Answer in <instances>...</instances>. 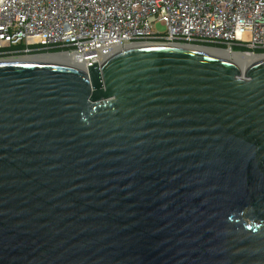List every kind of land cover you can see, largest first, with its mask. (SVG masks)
Here are the masks:
<instances>
[{
	"label": "water",
	"instance_id": "obj_1",
	"mask_svg": "<svg viewBox=\"0 0 264 264\" xmlns=\"http://www.w3.org/2000/svg\"><path fill=\"white\" fill-rule=\"evenodd\" d=\"M0 264H264V55L0 60Z\"/></svg>",
	"mask_w": 264,
	"mask_h": 264
},
{
	"label": "built area",
	"instance_id": "obj_2",
	"mask_svg": "<svg viewBox=\"0 0 264 264\" xmlns=\"http://www.w3.org/2000/svg\"><path fill=\"white\" fill-rule=\"evenodd\" d=\"M144 44L262 56L264 0H0V60L54 53L85 70Z\"/></svg>",
	"mask_w": 264,
	"mask_h": 264
},
{
	"label": "bare ground",
	"instance_id": "obj_3",
	"mask_svg": "<svg viewBox=\"0 0 264 264\" xmlns=\"http://www.w3.org/2000/svg\"><path fill=\"white\" fill-rule=\"evenodd\" d=\"M184 46H187V45H184ZM187 47L229 59L233 61L234 63H236L241 69L246 67L248 64H250L254 60L261 57V55H257L253 53H233V52H230L224 49H214V48L195 47V46H187ZM21 59H27V60L40 59V60H45V61L67 63L69 65H72V63L68 61L62 54H42V55L28 56V57H24Z\"/></svg>",
	"mask_w": 264,
	"mask_h": 264
},
{
	"label": "trees",
	"instance_id": "obj_4",
	"mask_svg": "<svg viewBox=\"0 0 264 264\" xmlns=\"http://www.w3.org/2000/svg\"><path fill=\"white\" fill-rule=\"evenodd\" d=\"M205 46H208V47H219V48H223L222 45L206 44ZM233 49H234V50H242V49L239 48V47H234ZM261 52H262L261 50H254V53H261Z\"/></svg>",
	"mask_w": 264,
	"mask_h": 264
},
{
	"label": "rangeland",
	"instance_id": "obj_5",
	"mask_svg": "<svg viewBox=\"0 0 264 264\" xmlns=\"http://www.w3.org/2000/svg\"><path fill=\"white\" fill-rule=\"evenodd\" d=\"M154 29H155L156 31H158V32H162V31L164 30V27H163L161 24L156 23V24L154 25Z\"/></svg>",
	"mask_w": 264,
	"mask_h": 264
}]
</instances>
